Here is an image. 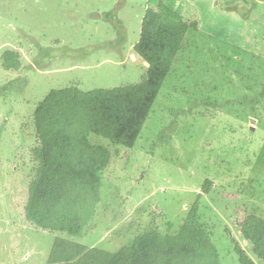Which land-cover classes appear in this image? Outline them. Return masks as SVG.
I'll list each match as a JSON object with an SVG mask.
<instances>
[{"label":"rangeland","instance_id":"1","mask_svg":"<svg viewBox=\"0 0 264 264\" xmlns=\"http://www.w3.org/2000/svg\"><path fill=\"white\" fill-rule=\"evenodd\" d=\"M160 2L198 28L135 146L90 136L108 163L85 236L40 230L25 217L41 153L36 106L54 89L139 83L147 65L133 47ZM5 53L18 69L4 67ZM12 81L0 93V264H47L57 237L117 253L151 230L176 234L205 180L199 224L221 264H238L231 237L252 257L238 221L264 219V0H0V87Z\"/></svg>","mask_w":264,"mask_h":264},{"label":"trees","instance_id":"2","mask_svg":"<svg viewBox=\"0 0 264 264\" xmlns=\"http://www.w3.org/2000/svg\"><path fill=\"white\" fill-rule=\"evenodd\" d=\"M113 14L107 13V19ZM197 28V21H185L160 2L158 10L145 11L140 38L133 47L147 65L139 83L86 92L54 89L38 103L33 121L41 148L40 162L25 208L31 225L74 239L85 236L101 203V174L108 163L107 152L94 145L90 136L128 149L135 146L187 33ZM9 56L4 54V67L18 69L17 64L8 63ZM54 56L58 55H50ZM14 84L12 81L0 87V93L11 90ZM211 185V181H204L202 193L176 234L151 230L117 253L57 237L47 264H221L216 245L199 224V200L209 194ZM238 231L252 254L249 256L231 237L238 264H256L255 260L264 263V219L241 216Z\"/></svg>","mask_w":264,"mask_h":264}]
</instances>
